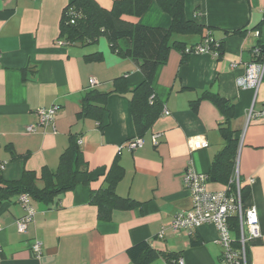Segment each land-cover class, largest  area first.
I'll return each instance as SVG.
<instances>
[{"label": "crops", "instance_id": "obj_1", "mask_svg": "<svg viewBox=\"0 0 264 264\" xmlns=\"http://www.w3.org/2000/svg\"><path fill=\"white\" fill-rule=\"evenodd\" d=\"M72 1L0 0V175L16 181L25 171L38 176L45 168L55 171L73 136L81 141L91 170L88 185L63 193L52 205L32 200L36 215L27 233L19 232L16 224L27 214L19 196L3 202L0 264H135L127 251L143 242L179 258L168 262L159 257L149 264H179V260L183 264H223L214 226L179 234L167 229L159 237L177 213L192 207L184 184L189 166L210 177V191L226 188L223 181L210 176L224 148L219 125L225 118L210 99L196 103L206 92L233 105L229 126L238 141L233 179L238 175L243 181L253 179L251 185L245 182L249 188L245 204L257 207L263 237L252 242L249 258L250 264H264V119H248L251 110L264 106V75L257 91L237 85L254 61L253 51L264 45V0H185L186 18L204 30L197 35H174L172 41L194 46L210 35L223 44V54L221 58L212 54L185 58L172 48L153 83L169 114L154 121L142 148L121 153L122 145L138 137L131 97L144 76L135 61L119 56L110 46L59 44L62 12ZM95 1L109 10L115 0ZM139 22L169 29L172 19L153 2ZM96 52L103 53L102 61L87 58ZM92 78L98 86H91ZM121 78L122 92L107 97L100 118L79 117L86 93L110 92L115 89L114 81ZM55 105L60 110L54 124L39 127L37 111ZM29 127L36 131L28 133ZM155 135L157 146L152 142ZM196 137L209 146L193 150L190 139ZM115 163L124 169L115 193L136 205L113 209L107 220L99 217L92 193L107 187L106 174ZM35 241L42 243L40 257L32 252ZM194 241L201 243L193 246Z\"/></svg>", "mask_w": 264, "mask_h": 264}, {"label": "trees", "instance_id": "obj_2", "mask_svg": "<svg viewBox=\"0 0 264 264\" xmlns=\"http://www.w3.org/2000/svg\"><path fill=\"white\" fill-rule=\"evenodd\" d=\"M153 2L171 17L172 24L169 29L147 27L139 22ZM203 30V26L186 18L185 0H115L109 10L102 8L95 0H74L63 9L60 21V39L64 45L90 46L98 43L100 38L105 36L113 52L131 58L139 65L144 80L132 91L131 97L132 115L139 138L146 136L154 121L164 111L163 103L157 97L153 85L159 67L167 62L172 48L180 51L186 58L190 55L186 50L197 46H187L185 42L178 40L173 42L172 37L202 34ZM207 38L212 39V46L219 44L218 58H221L223 44L215 41L210 35L205 36L204 41ZM257 48L259 53L253 55V62L264 61V45ZM87 58L100 62L104 59V55L96 52L88 55ZM114 82L115 89L110 92L93 90L85 94L83 107L79 113L80 118L87 116L100 118L99 115L105 110L107 97L112 93L122 92L123 79H116ZM203 98L213 101L225 118L219 125L224 148L213 162L210 176L223 181L226 187L233 189L231 180L238 156V141L229 126L234 116L233 105L209 92L204 93L196 103ZM79 141L76 137H71L55 171L45 168L40 176L35 172L25 171L16 181H8L0 175V206L3 202L23 194L29 195L34 201L52 205L63 193L73 191L79 185H88L91 181V170ZM106 175L107 187L92 193V202L98 206L99 217L108 220L113 209L132 208L136 203L115 193V186L124 175V169L119 164L115 163ZM39 182L43 185L39 186ZM248 194L249 188L244 185L242 187L244 201ZM231 230L232 235H235L233 238L238 240L237 218L231 220ZM200 243L201 241H194L192 245L196 246ZM235 247L238 245L235 244ZM127 253L135 264H149L159 257H164L168 262L174 258L179 259L172 254L155 251L144 242L129 248ZM248 264H250L249 252Z\"/></svg>", "mask_w": 264, "mask_h": 264}, {"label": "built area", "instance_id": "obj_3", "mask_svg": "<svg viewBox=\"0 0 264 264\" xmlns=\"http://www.w3.org/2000/svg\"><path fill=\"white\" fill-rule=\"evenodd\" d=\"M11 1V0H4ZM212 39L207 38L202 44L195 46L193 49H187L188 54H212L216 58L219 57L218 46H212ZM59 44L64 45L60 41ZM259 49L254 50V54H258ZM235 66V65H233ZM264 75V61L252 62L246 68V74L237 80V85L241 89H259ZM92 87L99 85L94 78L90 80ZM60 107L55 105L49 109H39L37 115L39 117V127H47L55 122V117ZM164 114L169 112L164 109ZM249 121L252 119H264V106L260 111L251 110L249 113ZM36 127H29L27 132L34 133ZM155 146L159 144L158 136L152 137ZM191 148L193 150L205 149L209 146L205 139L196 137L190 139ZM81 144V141H79ZM144 146L143 138H135L119 148V153L126 149L130 152L136 151ZM4 168V165L2 166ZM209 177L197 173L192 166H189L184 173V184L192 198V207L177 213L172 221L162 228L159 235L163 238L165 231L169 229L173 234H179L183 231H191L201 226H214L219 233V244L222 247L223 264H248V252L253 241L263 237L260 227L259 214L256 206H246L242 197V187L247 183L251 185L253 179L243 181L239 175L231 180L233 189L226 187L220 191H210L208 189ZM246 182V183H245ZM32 199L29 195L23 194L19 197V202L26 208L27 214L18 219L16 224L19 232L27 233L28 227L35 220L36 210L32 206ZM237 218L239 226V238L235 240L231 230V220ZM235 244L238 247H235ZM32 252L36 257L42 255V243L35 241L32 246ZM183 264V260L178 261Z\"/></svg>", "mask_w": 264, "mask_h": 264}, {"label": "rangeland", "instance_id": "obj_4", "mask_svg": "<svg viewBox=\"0 0 264 264\" xmlns=\"http://www.w3.org/2000/svg\"><path fill=\"white\" fill-rule=\"evenodd\" d=\"M174 37H176V36H174ZM176 39H173V42L175 41ZM96 47V48H98V47H100V46H109V42H108V39H107V37H105V36H103V37H101L100 38V40H99V42L98 43H96V44H93V45H90V47Z\"/></svg>", "mask_w": 264, "mask_h": 264}]
</instances>
